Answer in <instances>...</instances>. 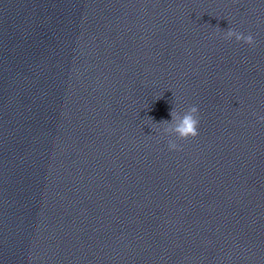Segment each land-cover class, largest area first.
Segmentation results:
<instances>
[{"label":"clouds","instance_id":"obj_1","mask_svg":"<svg viewBox=\"0 0 264 264\" xmlns=\"http://www.w3.org/2000/svg\"><path fill=\"white\" fill-rule=\"evenodd\" d=\"M223 38L225 40L235 38L237 42H243L249 46H255L256 43L252 34L249 33L245 35L232 28L224 31ZM169 115L171 116V121H162L163 125H165V132L174 133V135L180 140L196 138L199 135L198 126L200 124V116L198 106H189L183 113L177 108H173ZM149 119L152 120L151 117H149ZM259 120L264 122V116L259 117ZM168 148L170 150H180V146L173 140L168 141Z\"/></svg>","mask_w":264,"mask_h":264}]
</instances>
